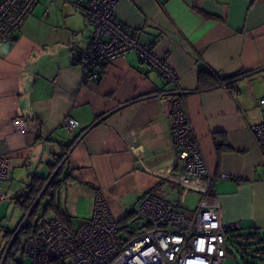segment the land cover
<instances>
[{
	"label": "crops",
	"instance_id": "crops-1",
	"mask_svg": "<svg viewBox=\"0 0 264 264\" xmlns=\"http://www.w3.org/2000/svg\"><path fill=\"white\" fill-rule=\"evenodd\" d=\"M87 1L40 0L14 41L0 46V154L12 163L5 183H15L4 200L31 176L47 177L65 154L66 182L54 198L60 211L47 217L71 229L91 218L99 192L121 225L136 223L134 208L147 193L192 215L202 196L175 167L176 95L167 83L134 53L106 65L98 80L75 64L89 41L78 6ZM115 1L121 26L177 75L209 172L228 177L214 183L206 205L238 232L264 231V154L250 129L264 121V0ZM227 78L237 94L221 82ZM16 118L35 129L19 134ZM65 118L79 123L72 133Z\"/></svg>",
	"mask_w": 264,
	"mask_h": 264
},
{
	"label": "built area",
	"instance_id": "built-area-1",
	"mask_svg": "<svg viewBox=\"0 0 264 264\" xmlns=\"http://www.w3.org/2000/svg\"><path fill=\"white\" fill-rule=\"evenodd\" d=\"M39 2L0 0V46L14 41ZM78 6L90 34L87 46L76 54L74 61L90 80H98L104 67L115 59L134 53L176 95L169 110L177 149L175 167L188 176V188L198 191L202 198L194 213L188 215L181 207L147 193L134 208L136 223L129 228L131 236L123 237V226L113 217L104 194L99 192L91 218L77 228L70 229L56 218L47 219L38 235L25 242L24 255L29 259L26 264H222L227 256V233L239 226L223 223L217 211L205 202L214 183L228 177L209 172L188 118L186 92L180 88L177 75L154 53L151 43L139 42L133 32L121 26L115 15V0H88ZM258 103L264 105V98ZM12 124L21 135L35 129L22 118L14 119ZM61 126L72 133L79 123L65 118ZM250 129L264 154V121ZM11 169L10 159L0 154V202L5 199L3 185L10 178ZM137 230L140 232L132 233Z\"/></svg>",
	"mask_w": 264,
	"mask_h": 264
},
{
	"label": "trees",
	"instance_id": "trees-1",
	"mask_svg": "<svg viewBox=\"0 0 264 264\" xmlns=\"http://www.w3.org/2000/svg\"><path fill=\"white\" fill-rule=\"evenodd\" d=\"M230 78L223 79L221 82H226L225 85L228 89L230 94L235 95L237 94V89H235V81L230 82ZM201 85L203 82V75L201 74L199 79ZM65 157V154L60 155L53 163H50L51 172L47 177H39V176H31L30 180L26 183H24V186L16 192V196L14 197L13 201L23 212V217L29 212V210L32 208L30 214L28 215L26 221L23 223L21 228L19 229L16 237L12 240L10 247L7 251L6 256L9 254L10 249L13 246H16L22 253V256H24V245L25 242L38 235L40 230L42 229L44 223L46 222L49 217H47V214L51 211H60L59 205L54 202V198L56 195L61 194V184L65 183L66 177H62V172L65 167L66 162L68 161L67 158L63 160ZM59 167V168H58ZM57 170L55 176L50 180L52 174L54 171ZM50 182L48 183V181ZM48 183V184H47ZM47 185V186H46ZM49 197V201L46 202V204L42 205V201ZM37 213L38 217L36 220H32L33 216ZM61 221V218L59 216L54 217ZM66 227L70 228L67 224H65L63 221H61ZM18 229V228H17ZM71 229V228H70ZM253 234L248 235H242L238 232V230L230 231L227 233V243H229L232 247L237 248L240 251H245V248L243 247L242 243L243 241H249L251 239H254L257 236V231H253ZM15 233L14 231H8L6 234L10 236V238ZM23 235L25 236V242L24 245H21L19 241V236ZM226 243V244H227ZM227 255L229 254L228 248L226 247ZM261 253H264V250H257L256 254L260 255ZM24 264V263H22Z\"/></svg>",
	"mask_w": 264,
	"mask_h": 264
},
{
	"label": "rangeland",
	"instance_id": "rangeland-1",
	"mask_svg": "<svg viewBox=\"0 0 264 264\" xmlns=\"http://www.w3.org/2000/svg\"><path fill=\"white\" fill-rule=\"evenodd\" d=\"M261 120H264V117H261ZM64 171V170H63ZM63 173V172H62ZM7 182V181H6ZM188 182V181H187ZM18 186V184H16ZM4 190L15 191V183L9 181L3 185ZM189 197V199H191ZM190 206H193L194 201L189 202ZM27 214L23 217L22 210L15 206L14 202L6 199L0 202V264H26L29 263L28 257L25 255L22 256L21 251L13 246L9 254L6 256L7 251L10 247L12 240L18 232L17 228H20V225L23 224L27 219ZM38 217L37 213L33 216V221ZM131 225L132 222H130ZM124 225V226H123ZM123 228L121 234L123 237H130L129 228L131 225L123 224ZM15 233L10 238L6 234L8 231H14ZM140 231H132L133 234H137ZM242 235L253 234L254 232L251 230H243L239 232ZM19 241L21 245H24L25 236L20 235ZM245 251H240L237 248L232 247L229 243L226 244L228 248L229 254L224 258L222 264H264V253L260 255L256 254L257 250H264V231H259L257 236L254 239L249 241L241 242Z\"/></svg>",
	"mask_w": 264,
	"mask_h": 264
},
{
	"label": "water",
	"instance_id": "water-1",
	"mask_svg": "<svg viewBox=\"0 0 264 264\" xmlns=\"http://www.w3.org/2000/svg\"><path fill=\"white\" fill-rule=\"evenodd\" d=\"M58 168H59V167H58ZM58 168L54 171V173L52 174L50 180L55 176V174H56ZM50 180H49V182H50ZM49 182H48V183H49ZM31 210H32V208H31V209L29 210V212L27 213V216L30 214ZM21 225H22V224H21ZM15 236H16V235H15Z\"/></svg>",
	"mask_w": 264,
	"mask_h": 264
}]
</instances>
